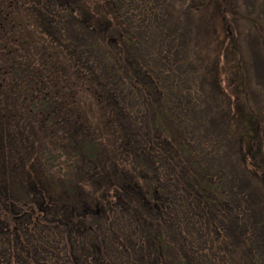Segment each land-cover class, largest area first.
<instances>
[{
    "label": "trees",
    "instance_id": "16d2710c",
    "mask_svg": "<svg viewBox=\"0 0 264 264\" xmlns=\"http://www.w3.org/2000/svg\"><path fill=\"white\" fill-rule=\"evenodd\" d=\"M189 2L192 49L167 0H0V264H264L233 1Z\"/></svg>",
    "mask_w": 264,
    "mask_h": 264
},
{
    "label": "rangeland",
    "instance_id": "374dc122",
    "mask_svg": "<svg viewBox=\"0 0 264 264\" xmlns=\"http://www.w3.org/2000/svg\"><path fill=\"white\" fill-rule=\"evenodd\" d=\"M169 3V10L166 9V14L169 15L170 12L181 13L180 6L184 0H167ZM192 8H197L198 3L203 2L204 0H189ZM233 8L235 14L232 17L237 19V24L235 25L236 32L239 33V40L241 42V58H242V66L246 69L245 74L248 79L249 86V94L252 98H256L257 101H248V105L242 103L245 112L249 111L252 114L258 113L264 118V0H232ZM206 3V0H205ZM191 13V12H190ZM187 14V12H186ZM179 15V14H178ZM180 20L183 21V26L186 31L191 30V34L189 35V48L191 47L192 37H195V28L191 25L185 26L184 20L187 18L185 14L182 12L180 15ZM201 17V15H198ZM196 18V17H191ZM210 16L205 15V17H201V19H209ZM189 19V18H188ZM199 19V18H198ZM182 26V27H183ZM188 29V30H187ZM184 30V31H185ZM203 29L201 28L200 32ZM185 39V38H184ZM187 49V46L185 50ZM224 49L227 50L228 62L224 64H219V74L223 79L227 82L225 77L232 78V90L237 92L238 88V78L236 77L235 68L241 64L240 58L237 55L240 52L238 49H234L233 46H224ZM223 49V51H225ZM222 81V80H221ZM230 90V91H232ZM234 94V92H233ZM260 103V104H259ZM242 117V131H247L250 127V121L248 117ZM264 123V119L261 121ZM97 122L93 121V127L89 130L98 129ZM240 128V127H239ZM238 128V129H239ZM251 129V128H250ZM240 133V132H239ZM245 133V132H243ZM225 154V153H224ZM226 163L230 164V159H227ZM241 187V183H240Z\"/></svg>",
    "mask_w": 264,
    "mask_h": 264
}]
</instances>
